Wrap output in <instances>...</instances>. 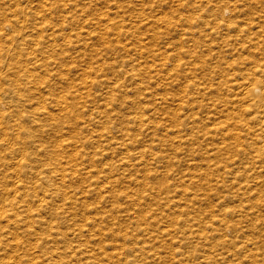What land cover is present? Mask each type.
I'll return each instance as SVG.
<instances>
[{"label":"bare ground","instance_id":"obj_1","mask_svg":"<svg viewBox=\"0 0 264 264\" xmlns=\"http://www.w3.org/2000/svg\"><path fill=\"white\" fill-rule=\"evenodd\" d=\"M119 1L0 0V264H260L261 0Z\"/></svg>","mask_w":264,"mask_h":264},{"label":"rangeland","instance_id":"obj_2","mask_svg":"<svg viewBox=\"0 0 264 264\" xmlns=\"http://www.w3.org/2000/svg\"><path fill=\"white\" fill-rule=\"evenodd\" d=\"M110 1V2H109ZM108 2L109 3H107L106 4V2H107V0H106V2H105V4H103V3H95V1L93 0V2H92V0H87V3L88 4H94L93 6H94V8H103V9H105V8H109V9H113V7L116 5L114 2H113V0H109ZM112 1V2H111ZM192 2V0H189V2ZM132 4H134V5H129V3H131V0H129V2L127 3V1L126 0H124V2L122 1H119V2H117V5L118 4H122V5H124L125 6V8L126 7H128V9H130V10H127L126 12H125V15H128V14H130V13H132V12H134L136 9H138L139 7H140V3H142V2H140V1H134V0H132ZM138 2V3H137ZM140 2V3H139ZM150 2V1H149ZM190 2V3H191ZM147 3V4H146ZM99 4H103L102 5V7H100L99 6ZM143 4V3H142ZM169 4V3H168ZM105 5V6H104ZM114 5V6H113ZM131 6L132 8H130L129 6ZM106 6H109V7H106ZM112 8H111V7ZM134 6V7H133ZM144 6H145V8H144V13L145 12H148V7H150V6H153L152 5V0H151V3H148V1L146 2V0H144ZM264 7V0H261V1H258L256 4H255V7H254V9H253V11H255V10H257L258 8H260V7ZM156 7V6H155ZM155 7H152L154 10H155V13H157L158 11H159V9H161V11L163 10H165L166 11V8H168V7H165V5H162L161 6V8H160V6H157L156 8ZM159 7V8H158ZM165 7V8H164ZM151 8V12L153 11V9ZM132 9V10H131ZM167 10H169V9H167ZM182 10H180L179 12H181ZM152 13H154V11L152 12ZM151 25H154V24H151ZM142 27V28H141ZM140 28H139V30H138V32L136 33V35H144L145 33H146V31H145V27L144 26H141ZM144 27V28H143ZM172 39H176V38H172ZM163 41H165V40H163ZM237 46V45H236ZM167 51H169L170 52V50H167ZM72 77H75V73H72ZM56 81V79H54V80H51L50 82H55ZM52 83V84H53ZM215 142V141H214ZM203 144H206L205 142H203ZM208 146H209V144H207ZM224 156H225V154H222V155H220V156H218V157H215V158H211V160L209 161L210 163H211V167H210V170L209 171H213V173L211 174V176H210V178H215V177H218V176H223L224 175V173L221 171V170H219V169H217L216 168V166H215V164H217V162L218 161H220L221 163H222V160H223V158H224ZM222 165V164H221ZM205 165H203L202 167H204ZM181 168L183 169L184 168V166H181ZM204 175H202V179L200 180V182L203 184V186H202V189H200L198 192L199 193H204V192H213L212 190H208L209 189V187L206 185V183H204L203 182V180H204ZM263 186V185H262ZM208 187V188H207ZM213 197V199H212V201L213 202H215L216 201V199H215V197L214 196H212ZM217 202V201H216ZM234 203H236V202H234ZM202 206V208H201V210H200V212H198L197 214H199L200 216H198V217H200V219H202L201 221V224L202 223H204L205 224V227H206V231H207V234L208 235H212L213 233H214V230H213V228L212 227H210L209 226V224H207L208 223V221L209 220H211L212 219V215H208L207 213H209V212H207L208 211V209H209V207H208V203L206 202L205 204L203 203V205H201ZM210 210V209H209ZM217 215L216 216H219V212H217V210H215L214 211ZM212 220H214V218L212 219ZM120 227H122L123 229H128V227H129V222H128V220H124V221H121V224H120ZM200 227V226H199ZM198 227V228H199ZM260 227H262V228H264V226H260ZM199 230V229H198ZM199 237L201 236V234H199L198 235ZM214 237H216V236H214ZM200 240H201V238H200ZM212 240V239H211ZM234 243H235V241H234ZM233 243V244H234ZM233 244H231V246L230 247H232L233 246ZM198 246V248H200V246H199V244L197 245ZM228 247H224V249H227ZM236 263H239V262H236ZM260 264H264V261H260Z\"/></svg>","mask_w":264,"mask_h":264}]
</instances>
